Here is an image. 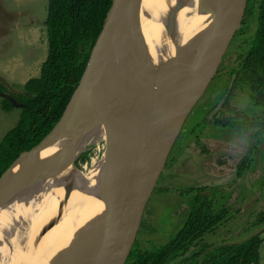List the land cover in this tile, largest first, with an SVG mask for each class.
<instances>
[{
    "label": "water",
    "instance_id": "water-1",
    "mask_svg": "<svg viewBox=\"0 0 264 264\" xmlns=\"http://www.w3.org/2000/svg\"><path fill=\"white\" fill-rule=\"evenodd\" d=\"M136 1L115 0L62 118L39 144L22 152L0 177V224L16 227L11 208L23 204L27 189L44 186L65 174L84 154L131 127L137 109L139 78L121 44L129 41ZM164 1L173 45L170 83L162 103L153 111L144 133L123 163L118 190L96 195L95 207L76 206L72 212L54 217L47 227L96 207L105 208L101 220L104 225L117 214L110 245L91 264L124 263L141 213L183 123L214 78L247 6V0H228L224 14L213 22L209 31L198 28L187 35L178 32V23L193 15L189 0ZM113 66L125 74L127 84L117 87L109 82L107 74ZM0 93L4 94L1 90ZM0 245L7 247L10 256L7 235L0 236ZM68 248H62V255L48 264H71ZM19 260H22L19 264L29 263L27 256L17 253L14 261Z\"/></svg>",
    "mask_w": 264,
    "mask_h": 264
},
{
    "label": "rangeland",
    "instance_id": "rangeland-1",
    "mask_svg": "<svg viewBox=\"0 0 264 264\" xmlns=\"http://www.w3.org/2000/svg\"><path fill=\"white\" fill-rule=\"evenodd\" d=\"M47 15L48 0H0V83L11 92H23L29 78L40 74L48 55ZM255 18L253 8H247L214 78L184 121L135 229L136 248L145 253L158 251L184 225L195 193L190 188L210 182L206 191L216 209H230L229 219L170 264H196L193 254L205 246L239 243L257 233L264 238V120H257L262 107L254 103L246 82H238L224 95L227 83L229 87L234 85L236 77L231 84V75L249 49ZM1 96L0 141L20 117V109L7 112L2 108ZM236 117L250 121L249 132H229L215 125ZM260 129L256 137L254 133ZM207 137L218 140L209 141ZM251 148L249 166L239 176L238 165ZM89 153L51 182L49 191L55 198L67 196L73 172ZM260 252L259 264H264V242Z\"/></svg>",
    "mask_w": 264,
    "mask_h": 264
},
{
    "label": "trees",
    "instance_id": "trees-1",
    "mask_svg": "<svg viewBox=\"0 0 264 264\" xmlns=\"http://www.w3.org/2000/svg\"><path fill=\"white\" fill-rule=\"evenodd\" d=\"M114 2L48 0V55L39 76L30 78L24 91L19 93L9 91L0 83L2 93L8 94L1 96L2 108L7 112L20 109L17 124L0 141V177L22 152L39 144L62 118ZM247 8L254 10L256 29L241 65L231 75H236V81L231 88L230 82L227 83L224 95H228L238 82H246L254 103L262 107L257 120H264V0H247ZM249 122L236 117L215 122V125L242 134L249 132ZM261 132V129L255 131L254 135L257 137ZM252 149L238 165L239 176L249 166ZM206 189V186L190 188L195 193L184 225L167 244L156 252L145 253L133 242L123 264H170L185 256L206 234L219 230L229 219L230 209L226 206L216 209ZM263 242L261 233H257L239 243L205 246L193 257L196 264H259Z\"/></svg>",
    "mask_w": 264,
    "mask_h": 264
},
{
    "label": "bare ground",
    "instance_id": "bare-ground-1",
    "mask_svg": "<svg viewBox=\"0 0 264 264\" xmlns=\"http://www.w3.org/2000/svg\"><path fill=\"white\" fill-rule=\"evenodd\" d=\"M189 2L193 15L178 23V32L187 35L198 28L209 31L213 22L224 14L228 0ZM184 14L187 16L185 10ZM121 48L139 78L137 109L132 115L131 127L107 139L88 154V159L73 172L67 196L55 198L49 191L52 181L25 191L23 204L11 208L16 227L9 223L0 224V236L7 235L11 243L10 256L7 247L0 245V264H19L22 260L14 261L17 253L27 256L28 264H48L60 257L61 249L67 246L71 264H91L110 245L118 215L104 225L101 222L105 214L103 207L84 210L79 216L73 214L52 228L47 227L54 217L72 212L76 206L95 207L96 195L118 190L123 163L144 133L153 111L162 103L170 83L173 45L164 0L136 1L129 41L122 43ZM107 78L117 87L127 84L125 74L115 66ZM5 216L3 214V218Z\"/></svg>",
    "mask_w": 264,
    "mask_h": 264
},
{
    "label": "crops",
    "instance_id": "crops-1",
    "mask_svg": "<svg viewBox=\"0 0 264 264\" xmlns=\"http://www.w3.org/2000/svg\"><path fill=\"white\" fill-rule=\"evenodd\" d=\"M38 76H39V75H38ZM29 79H30V78H29ZM23 85H24V84H23ZM1 106H2V105H1ZM207 140L217 142L218 138L207 137ZM209 144H211V146H213V145H217V143H214V144L209 143ZM209 183H210V182L202 183V184H199L197 187H200L201 185H203V186H206L207 189H208V188H210V186H208ZM207 194H208V192H207Z\"/></svg>",
    "mask_w": 264,
    "mask_h": 264
}]
</instances>
